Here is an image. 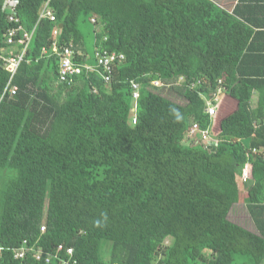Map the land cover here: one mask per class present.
I'll return each mask as SVG.
<instances>
[{
  "label": "trees",
  "instance_id": "trees-1",
  "mask_svg": "<svg viewBox=\"0 0 264 264\" xmlns=\"http://www.w3.org/2000/svg\"><path fill=\"white\" fill-rule=\"evenodd\" d=\"M252 1L230 13L214 0H0V53L17 25L9 6L22 27L15 37L33 30L11 76L0 57V264H56L34 250L58 244L72 248L74 264H264V76L256 73L264 32L254 29L262 23ZM54 40L77 64L96 63L98 48L125 58L110 82L85 69L61 80ZM179 76L170 90L183 103L151 85ZM218 87L237 102L219 121L199 94ZM193 122L210 125L215 147L189 143ZM248 163L252 182L242 180ZM242 199L260 235L227 218Z\"/></svg>",
  "mask_w": 264,
  "mask_h": 264
},
{
  "label": "built area",
  "instance_id": "built-area-1",
  "mask_svg": "<svg viewBox=\"0 0 264 264\" xmlns=\"http://www.w3.org/2000/svg\"><path fill=\"white\" fill-rule=\"evenodd\" d=\"M9 8H10L9 10L10 13H9L8 19L10 21H14L15 23H17V25L14 28H10V30L8 31L6 42L10 47L16 46L18 44V45H21V48H22L21 52L16 55H10L9 57L0 55L5 61V65H4L5 70H7L12 75L15 72L20 60L22 59L23 55L25 54L28 48V43L30 41L33 30H31V32L24 31L22 35L16 38L15 36L17 35V31L21 30L22 27L20 25L19 18L14 14V11H15L14 4L12 6H9ZM42 15L48 16L50 20L55 19V16L49 10L44 11ZM93 20L94 19H92V21ZM53 33L57 36L59 33L58 28H55L53 30ZM51 46H52V50L58 53L62 58L61 60L62 62L60 65V70H59V73H60L59 79L61 80H66L72 74H79L82 69L92 71V70H95V67H100L101 72H102L101 73L102 77L104 78L106 82H108L111 79L113 63L118 62L124 58V55L122 53H117L115 51L109 52L105 49L98 48L93 53L94 60L96 61L95 66L89 65L87 63L77 64L75 63V60H74L73 49H70L69 47H65L64 51H59L56 40L52 41ZM70 46L72 47L71 44ZM46 50H47L46 48H43V52L46 53ZM184 80L185 79L183 76H179L176 83L177 84L182 83ZM199 82H200L199 80L195 82L194 81L190 82L188 87L190 88L196 87L197 84H199ZM130 83L132 87V98L136 99L139 96L138 94L139 85L135 81H131ZM152 84L155 86H158L162 84V82L153 81ZM166 85H169V84H166ZM16 89L17 87L10 82V77H9V81L6 84L5 90H8L12 94V93H15ZM219 92H220V87H218L217 90L213 92L210 95L211 97L208 99H206V95H204L201 92L199 93L202 96V98H204L206 101L205 111L210 116H215L217 114V111H218L217 102L219 99L218 98ZM132 123H135L134 118L132 119ZM197 129H198V125L193 124V128H191V130L189 131V135L193 136L194 133L197 131ZM199 132H200V140L203 142L205 148H209L211 145L216 143V141L211 139L207 130H201ZM247 178L248 177L246 175L243 176V181H246ZM44 230H45L44 225L40 226V231L43 232ZM34 252H35V258L37 260L43 259L45 263H51L53 261H55L56 264H74L75 263V260L71 261L73 257L72 248L67 247L64 244H58L56 249L53 252L46 253L45 255L41 249H35ZM23 256H24V249L20 247L14 253V257L19 258Z\"/></svg>",
  "mask_w": 264,
  "mask_h": 264
},
{
  "label": "crops",
  "instance_id": "crops-1",
  "mask_svg": "<svg viewBox=\"0 0 264 264\" xmlns=\"http://www.w3.org/2000/svg\"><path fill=\"white\" fill-rule=\"evenodd\" d=\"M237 3H238V0H230V4H229V6H227V8L223 7L221 4H219V5L221 7H223V8H225V9H227L228 11H230V13H232V11L236 7ZM245 4H246V2H245ZM251 4H253V5L256 4V6H259V7H253L252 8L251 15L253 16L254 19H256V20H258V21H260L262 23V24L255 25L254 29L255 30H263V32H264V0H259L258 3H254L252 1ZM249 14L250 13H248L247 15H249ZM256 45H257L259 51L264 54V33L257 38ZM7 53H8V50L3 49L0 54L5 56ZM257 62H258V64H257V69H256L257 72L256 73H258V75L260 77L264 76V60L260 59ZM225 97L230 101L229 102L230 108L228 110L226 109V112H225L224 116H226L227 114H229L232 111H234L236 109V106H237V102H236L235 99H233L232 97L228 96L227 94H224V97H222V98L225 99ZM258 97H259L258 91H253L252 97H251V100H250V104H251L252 107H255V105H257ZM219 119L220 118H218L217 121H219ZM262 152H263V157H264V149H262ZM251 168H252V166L250 164H247L245 166V169H244L243 176L246 175L248 177L247 182L248 181L249 182L253 181V179L251 178L252 177ZM242 180H243V177H242ZM261 184L263 185V187H262L263 191L261 193H263V196H264V179L261 180ZM235 203H242L244 205V207L247 209V206H246V203H245L244 199H242L239 202H235ZM261 204H264V201H261ZM258 206L260 208L257 210V220H259V223H260L261 227L264 228V207L262 208L260 204ZM247 212H248V210H247ZM248 217H249L250 223H251L249 228L246 227V226L240 225L239 223H236V222H234V223H236V224L248 229L249 231H251V232H253L255 234L260 235V232H259L258 228L256 227L254 221L252 220L249 212H248Z\"/></svg>",
  "mask_w": 264,
  "mask_h": 264
},
{
  "label": "rangeland",
  "instance_id": "rangeland-1",
  "mask_svg": "<svg viewBox=\"0 0 264 264\" xmlns=\"http://www.w3.org/2000/svg\"><path fill=\"white\" fill-rule=\"evenodd\" d=\"M214 2H216L217 4H221L225 8H227V6H229L230 4V0H214ZM80 28H81L82 33L85 35V38H84L85 52L87 54H90L91 51L93 50V45H94L93 30H91V25L89 22L82 23ZM159 92L163 94L164 96L171 98L172 100H175L179 103H183L182 99L179 96H177L173 90H170V89L169 90H159ZM224 94L225 93L222 92V95H220L221 103L219 106L218 116L216 117L215 120H217L218 118H222L225 115L226 109L228 110L230 108V104H229L230 101L226 97H225L226 100L222 98L224 97ZM216 129L218 128L216 127ZM239 201L241 200H238L237 202ZM227 218L230 221L239 223L240 225L246 226L248 228L251 224L250 219L248 217L247 209L244 207L242 203L233 204L227 213ZM108 249H109V244H106V250L104 252L107 253Z\"/></svg>",
  "mask_w": 264,
  "mask_h": 264
},
{
  "label": "clouds",
  "instance_id": "clouds-1",
  "mask_svg": "<svg viewBox=\"0 0 264 264\" xmlns=\"http://www.w3.org/2000/svg\"><path fill=\"white\" fill-rule=\"evenodd\" d=\"M22 35V34H21ZM30 42V41H29ZM28 46H29V43H28ZM21 50H22V48H21V45H16V46H9V48H8V53L5 55V57H9L10 55H16V54H18V53H20L21 52ZM27 51V50H26ZM110 52V51H109ZM115 52H117V51H115ZM26 53V52H25ZM117 53H122V52H117ZM123 54V53H122ZM1 55V54H0ZM25 55V54H24ZM23 55V56H24ZM124 55V54H123ZM2 58V57H1ZM23 58V57H22ZM94 58V57H93ZM124 58H125V56H124ZM124 58L122 59V60H120V61H118V63H120V62H122L123 60H124ZM3 59V58H2ZM95 61V60H94ZM83 63H87V64H89V65H93V66H95V64L96 63H91V62H88V61H84ZM116 63V62H115ZM115 63H113V65L115 64ZM5 65V61H4V59H3V66ZM19 65V64H18ZM113 65H112V70H113ZM5 69V68H4ZM7 71V70H6ZM92 71H97V72H99L100 74L102 73L101 72V69H100V67H95V70H92ZM10 74V73H9ZM112 74V73H111ZM10 76H11V74H10ZM101 76H102V74H101ZM112 77V76H111ZM184 77V76H183ZM104 79V78H103ZM178 79V78H177ZM111 80V79H110ZM153 81H159V82H162V84H160V85H158V86H155V85H153L152 84V82ZM152 82H151V85L153 86V88H156V89H158V90H169L170 89V86H172V85H174L176 82H177V80L175 81V82H173V83H165V82H163V81H161V80H153ZM106 82V81H105ZM108 82H110V81H108ZM131 82V81H130ZM131 84V83H130ZM166 84H169V85H166ZM132 88V87H131ZM217 90V89H216ZM222 89H221V87H220V92H219V95H218V111H219V106H220V103H221V96L220 95H222ZM224 93V92H223ZM215 103V102H214ZM205 107H206V101H205ZM218 111H217V114L215 115V116H218ZM206 112V111H205ZM209 115V114H208ZM210 116V115H209ZM215 116H210V117H215ZM193 124H197V123H195V122H193V123H191L190 124V126H189V129H188V138H189V141L190 142H199V143H201L202 144V146L204 147V144H203V142L200 140V132L199 131H201V130H207V132H208V130H209V128H210V125H209V127L207 128V129H202V128H200L199 127V125H198V129H197V131L194 133V135L193 136H190L189 135V131L191 130V128H193ZM217 121H214V122H212V127H214L215 129H216V127H217ZM210 136V135H209ZM211 137V136H210ZM211 139L212 140H214V141H216V143H217V140L216 139H214V138H212L211 137ZM216 143L215 144H213V145H211L209 148H205V149H210V148H212V147H215L216 146ZM264 149V148H263ZM260 150V149H259ZM253 151L255 152V151H257L256 149H253ZM248 164H250L251 165V163H248ZM247 165V164H246ZM245 176V175H244ZM248 179V178H247ZM247 181V180H246ZM245 181V182H246Z\"/></svg>",
  "mask_w": 264,
  "mask_h": 264
},
{
  "label": "water",
  "instance_id": "water-1",
  "mask_svg": "<svg viewBox=\"0 0 264 264\" xmlns=\"http://www.w3.org/2000/svg\"><path fill=\"white\" fill-rule=\"evenodd\" d=\"M60 26H61V24H60Z\"/></svg>",
  "mask_w": 264,
  "mask_h": 264
}]
</instances>
